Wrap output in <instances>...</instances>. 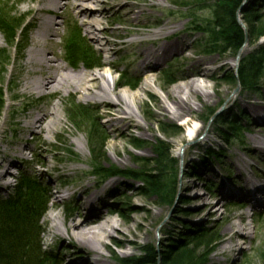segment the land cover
<instances>
[{"label":"rangeland","instance_id":"374dc122","mask_svg":"<svg viewBox=\"0 0 264 264\" xmlns=\"http://www.w3.org/2000/svg\"><path fill=\"white\" fill-rule=\"evenodd\" d=\"M12 1L8 0L9 7H12ZM16 1L20 7L26 8V1ZM46 1H42L44 6L47 5ZM60 2L53 17L49 15L54 24L52 32L45 35L51 36L50 40L42 39L41 24L37 21L32 22L29 29L26 23L20 22L22 12L18 7L13 8V16L7 20L14 25L8 27L0 19V58H4V48L9 54V73L3 81L4 94L0 102V171H5L9 163L20 159L18 156L25 160L7 168L8 172L0 184L8 185H5L6 189L0 188V195L10 194L22 174H27L41 185L47 198L39 195V200L45 206L40 223L43 230L40 240L43 250L54 253L60 264H76L75 261L83 260L86 256H78L81 249L77 245L80 244L74 237L49 233L52 224L49 216L56 215L65 227L69 216L77 221H85L83 208L77 199L82 187L86 186L101 193L105 199V209L112 212L105 215V219H111L122 232L114 233V239H106L118 257L114 264H123L120 261L122 258L143 257L147 246L155 248L157 264H161L162 250L167 249L168 244H175L181 238L205 229L217 233L219 239L223 237L208 256L207 264H224L226 259L227 264H264V205L255 206L250 201L251 196L241 194L247 192L246 182L241 175L264 170V152L259 148L264 146V119H259L244 106L250 99L264 103V68L255 89L242 86L240 73L242 66L250 59L264 55V33L259 37L256 34L264 31V0H244L242 9L237 12L238 23L246 32L243 46L235 52L214 53H205L208 48L207 36L197 29L204 21L212 19L214 0L200 4H195L193 0H108L104 7L110 9L103 13L100 23L96 24L99 28L95 33L88 32V29H92L88 25L80 29L75 24L81 25V21H75L79 10L76 6L72 8V2ZM124 3L132 4V12L121 13ZM153 3L158 5V9L152 7ZM8 6H0V18H4L3 13L5 16L9 14ZM250 7L256 8L258 20L254 21L253 32L248 30L249 19L246 15ZM140 9V17L134 20L133 12L137 13ZM127 14L129 19L123 17ZM178 29L179 33L170 37L171 40L182 39L178 50L168 53L157 69L143 74L153 79L152 83L144 84L150 90L144 92L140 89L143 82V76L139 75L141 68L138 71L135 65L140 62L137 51H142V47L136 48L134 44L141 39H150L149 45L156 48L162 42L155 40L156 35H160L158 33ZM35 36L39 40L33 45ZM26 40H30V48L48 50V55L53 59L60 57L59 62L69 72L74 73L81 68L86 74H104L111 85L119 81L117 88L122 90L125 102L136 112L144 130L125 125L123 132H114V128L107 124L105 109L99 106L97 99L85 96L83 90H46L42 96L32 92L28 100L39 102L41 111L34 107L15 114L14 109L22 100L10 99L7 89L9 74L25 60V46L20 53L22 57L19 55L21 58L17 48ZM197 61L206 63L201 65ZM260 63L264 66V61ZM202 67L208 69L206 76L199 73L183 76L185 72L196 73ZM28 69H33L32 65ZM187 78L205 81L211 95L207 96L201 91L192 98L195 110L190 116L198 122L192 137L187 132L183 117H167L158 106L159 99L171 106L167 92ZM22 91L23 87L14 92ZM134 94H138L141 100L136 102ZM181 95L184 96L183 93ZM54 106L60 110L54 133H43L39 127L33 131L27 130L32 115L36 112L43 114ZM81 106L87 107L88 115L85 117L78 112ZM230 122L240 127L239 133L243 139L234 136L225 142L223 130ZM97 123L102 130H99L102 135H99L100 139L96 135L91 136ZM17 128L24 129L25 133L17 135ZM159 140L166 143L174 158L172 164L167 163L162 172L156 167V144ZM93 150L96 152L93 153ZM95 153L102 154V160L98 161L102 167L121 171V174L105 178L94 175ZM129 170H145L149 174L160 175L162 186L166 184L168 190L157 196L142 179L130 176L127 173ZM254 179L259 180L258 175ZM235 191H240L241 195ZM199 196H204L205 200ZM233 222L246 235L245 228H250V236L244 241L239 240V246L229 244L230 234L225 233ZM94 224L96 222L89 226ZM123 238H129L131 243L119 246L117 240ZM222 246H226V254L216 259L214 255ZM132 247L134 253L129 255ZM88 249L94 253L93 246L89 245ZM71 251L76 253L65 256Z\"/></svg>","mask_w":264,"mask_h":264},{"label":"bare ground","instance_id":"6f19581e","mask_svg":"<svg viewBox=\"0 0 264 264\" xmlns=\"http://www.w3.org/2000/svg\"><path fill=\"white\" fill-rule=\"evenodd\" d=\"M24 1H26L27 3L26 8L24 9L18 5L19 2L16 0L12 1V7L10 6L11 8L7 5L8 0H0V6H8L10 17L13 16V8L18 7L22 12L19 16L20 22L26 23V27L29 29V27H31L32 25L31 23L37 21L38 24H41L40 36L42 37V39H52L51 36H47L45 34L47 32H52L54 22L52 18H49V15L53 17V14L57 12V9L61 4L60 0H47V5L45 6L42 2L43 0H31L30 2L29 0ZM69 1L73 3L72 8L76 6L75 8L79 10V13H76L75 21L80 20L81 25L79 23L75 24L80 29L82 28V26L88 25L90 28H92L88 29L89 33H95V30L99 28L96 26V24L100 23L101 18L103 17V13L110 9L107 6L104 7L105 4H108V0ZM151 1L159 2L160 0ZM84 2H87L89 5L85 4ZM123 6L124 7L121 8L122 14H124V12H132V4L124 3ZM1 7L0 9L2 10ZM152 7L154 9H158V5H156L155 3L152 4ZM133 13V19L137 20L142 13V9H140L137 13L135 11ZM123 17L129 19V14ZM178 33L179 29L173 30L170 33H158L160 35H156L157 37L155 38V40H160L162 42L160 43V45L156 46V48L149 45L150 39H141L134 44L136 48L142 47V51H137V57L140 59V62L135 65L138 71L141 68L139 75L143 76V82L140 86V89L144 92H147L149 90L146 86H144V84L152 83L153 79L151 78L152 76H144L143 74H146L148 71L157 69L168 53L178 50L179 42L182 39H170V37H173ZM26 37H28V35ZM37 37L38 36H35L33 45L39 40ZM24 46L25 60L19 64L18 69H15V67L12 69L11 74H9L10 79L7 88L10 92V99L22 100L21 103H19L18 106L15 107V114L20 112L21 110L22 112H26L30 109H33L34 107L37 108L36 110H38L39 112L41 111L42 107L39 102L28 100L32 92L38 94L39 96H42L45 94L44 92L46 90H51L52 92H61L65 89L67 91L74 89L75 92H82L83 90L85 91V96H91L93 99H97L99 106L105 109L104 115L107 117V124L109 127L114 128V132H123L125 125L135 126L137 128L143 129L142 124L139 122V120H137L138 115L125 102V96L122 90L117 88L119 81H115L113 85H111L105 79L104 74H86L81 71V68H79L80 70H78L77 72H69L66 70V67L59 62V59H61L60 57L57 56L55 59H53L48 55L50 52L48 50L42 48H30V40H26L19 45V47L17 48L18 56L21 55L20 53L22 49H24ZM3 54L4 58H0V102L3 101V98L1 97L2 94H4L2 88L3 81L7 73H9V54L5 48L3 49ZM21 57L19 56V58ZM196 63L203 65L206 62L197 61ZM29 65H32L33 69L29 70ZM100 66H102V63ZM207 70V68L202 67V69L196 70V73L195 71L185 72L183 76L187 77L198 73L200 75L203 74L204 76H206ZM10 84H13V86L10 87ZM21 87H23L22 92H14ZM206 88L207 84L205 81L200 82L197 81V79L187 78L184 82L177 84L174 88L167 92V98L172 101L171 106H168L166 104V101L160 99L158 101L157 99L158 106L165 111V115L167 117H172L173 119H180L183 117V122L186 125L187 132L189 133L190 137H192L198 127L196 118L194 119L192 116H190L192 111L195 110L192 98H194L195 95L200 94L201 91H203L207 96H211L208 92V89ZM182 93L184 94V96L181 95ZM133 98L136 102L141 100V97H139L138 94H134ZM54 105H56V103ZM244 106L254 112L259 119H264V103L259 104L258 102L254 101V99H250L249 101L245 102ZM9 108H11V104L9 105ZM39 112H36L34 115H32L31 120L28 123L27 130L33 131L34 128L39 127L43 133H54L55 127L59 122V108H56V106H54L52 110L45 111V113L43 114ZM16 133L17 135H21L25 132L24 129L17 128ZM259 148L264 152V146L262 148ZM209 150L214 151L213 148H209ZM18 158L20 159H16L15 161L9 163L7 168H9L11 164L24 163V157L18 156ZM1 165L2 162H0V167H2ZM7 168L5 171H0V180H2L4 175L8 172ZM237 168L240 169V166H238ZM258 171V173L247 172L245 175H241V179L246 182L247 187V192H241V194L245 196L249 195V197L251 196L250 201L255 206L264 205V170L259 169ZM257 175L259 177V180L254 179V177ZM5 185L0 184V188L6 189L7 187ZM228 191L229 190H227V192ZM235 192L237 193V195H241L240 191ZM199 198L205 200L204 196H199ZM77 200V203H79L80 207L83 208L82 210L84 211L85 221H77L73 217L69 216V219L66 220L67 225L65 227L63 226L64 222L62 220H58V217L56 215H51L49 216V219L52 220V224L49 228V233L51 235L65 234L71 238L74 237L77 240V242L80 244L77 245V247L81 249L78 256H86V258L83 260L75 261L76 264H114L118 257L117 254L114 253L108 246L106 239H114V233L122 232L118 230V227L111 219H105V215L108 216L112 214V212L108 211V209H105V199L102 198V195L98 190H92L89 186H86L82 187ZM134 221L136 222V220ZM95 222L96 224H94L93 226H89ZM237 227V224L233 222L225 232L226 234H230L228 242L229 244H232L234 246H239V240L242 239V241H244V239L251 234V232L249 231L250 228H245V231L247 233L246 235L241 232V228L237 229ZM253 237H255V234H253ZM222 240L223 237L220 238L219 242ZM128 242H130L129 238L117 240V243L120 244L119 246L121 247H124L126 245L125 243ZM89 245L93 246L94 253H91V250L88 249ZM131 249V251H128L129 255L134 253V247H132ZM225 249L226 246H222L221 250L214 255L215 258L219 259L220 255H225ZM75 253L76 251H73V253L71 251L69 254L67 252L65 256H72ZM131 257L137 258L136 256ZM224 264H227V259L225 260Z\"/></svg>","mask_w":264,"mask_h":264},{"label":"trees","instance_id":"16d2710c","mask_svg":"<svg viewBox=\"0 0 264 264\" xmlns=\"http://www.w3.org/2000/svg\"><path fill=\"white\" fill-rule=\"evenodd\" d=\"M207 1L193 0L195 4L206 3ZM243 1L214 0L212 6L213 20L207 19L197 26V29L205 32L207 36L208 48L205 53L229 50L235 52L243 46L246 40V32L237 20V12L240 8L242 9ZM256 14V8L250 7L246 11L249 19V32H253V24L258 21ZM2 16H4V18H0L2 23L8 27L14 25L8 22L11 19L9 14L5 16L3 13ZM0 27L2 28V26ZM263 33L264 31L256 32L257 37ZM258 57V59H250L249 63H245L241 68V84L246 88L255 89L260 76H262L261 72H263L264 66L260 62L264 61V55ZM78 112L81 117L88 115L86 106H81ZM99 130L102 132L97 123L91 136L96 135L98 139L101 135ZM239 130L240 127L234 122H230V125L223 130L225 142H228L231 138L233 139L234 136L243 139ZM102 147L103 143L101 141L100 150H102ZM156 148L158 151L156 167L162 172L164 166L170 162L172 164L174 158H172L171 150L164 141L159 140ZM94 152L96 150H93ZM101 157V153L98 155L95 153L94 155L93 168L95 174L103 178L121 174V171L102 167L101 162H98L102 160ZM127 173L136 179H142L147 184V188L157 196L163 195L168 190V188H165L166 184L162 186L160 175H152L145 170H129ZM39 195L46 197L41 185L27 174H22L19 177L16 187L10 194L0 195V264H60V262H57L56 255L48 250H43L41 244L40 235L43 230L40 223L45 206L39 200ZM218 240H220L218 234L209 229L198 231L185 239L181 238L177 243L168 244L167 249L162 250L161 264H207V258L216 247ZM157 258L155 248L147 246L143 257L122 258L120 261L123 264H157Z\"/></svg>","mask_w":264,"mask_h":264},{"label":"water","instance_id":"95a60500","mask_svg":"<svg viewBox=\"0 0 264 264\" xmlns=\"http://www.w3.org/2000/svg\"><path fill=\"white\" fill-rule=\"evenodd\" d=\"M240 10H241V8H240Z\"/></svg>","mask_w":264,"mask_h":264}]
</instances>
